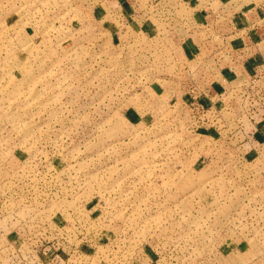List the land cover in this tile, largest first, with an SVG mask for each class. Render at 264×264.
Instances as JSON below:
<instances>
[{"label": "rangeland", "instance_id": "374dc122", "mask_svg": "<svg viewBox=\"0 0 264 264\" xmlns=\"http://www.w3.org/2000/svg\"><path fill=\"white\" fill-rule=\"evenodd\" d=\"M99 1L0 0V264H264L263 159L195 122L164 24Z\"/></svg>", "mask_w": 264, "mask_h": 264}, {"label": "crops", "instance_id": "0c3cea01", "mask_svg": "<svg viewBox=\"0 0 264 264\" xmlns=\"http://www.w3.org/2000/svg\"><path fill=\"white\" fill-rule=\"evenodd\" d=\"M107 2L117 11L129 13L133 29L142 22L147 24L150 16L164 24L166 35L181 52L186 66L195 72L181 83L184 104H195L191 93L206 100L202 93L219 99L226 92V117L248 120L247 125L242 122L244 128L249 127L241 143L245 158L256 154L253 160L263 159L260 164L264 165V136L251 127L252 99L242 101L238 92L264 69V16L260 7L234 4L205 12L200 3L190 0H100L97 5L105 7ZM182 7L187 8V14L180 15ZM262 173L264 177V170Z\"/></svg>", "mask_w": 264, "mask_h": 264}, {"label": "built area", "instance_id": "2783aa9c", "mask_svg": "<svg viewBox=\"0 0 264 264\" xmlns=\"http://www.w3.org/2000/svg\"><path fill=\"white\" fill-rule=\"evenodd\" d=\"M244 86V85H243ZM243 91V92H242ZM242 96L239 94V97L242 99H252V111L250 112L252 124L251 127L254 126L253 131H257V133L264 136V69L258 72L254 77H252L246 86H244V90H239ZM206 96V100H199L198 95L195 93H191V100L195 102V104H188L187 106L191 110L193 119L196 123H202L204 120L210 121L211 125L218 126L220 123L217 121L220 116L223 115V110H228L224 103L225 95H220L219 99L216 96H208L207 93H202ZM219 101L224 103V106L221 107ZM248 112V111H247ZM225 125L228 127L231 124H236V128L230 130L231 132H236L244 135L243 140L246 138L247 129L249 127L242 126L241 120H229L225 119ZM250 127V128H251Z\"/></svg>", "mask_w": 264, "mask_h": 264}]
</instances>
